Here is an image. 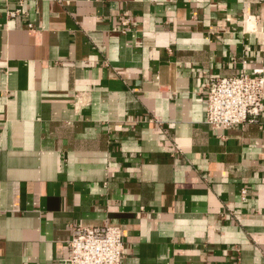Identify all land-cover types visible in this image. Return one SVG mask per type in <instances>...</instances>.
<instances>
[{
	"label": "crops",
	"instance_id": "crops-1",
	"mask_svg": "<svg viewBox=\"0 0 264 264\" xmlns=\"http://www.w3.org/2000/svg\"><path fill=\"white\" fill-rule=\"evenodd\" d=\"M256 69L264 0H0V264L106 223L126 264H264V111L205 121Z\"/></svg>",
	"mask_w": 264,
	"mask_h": 264
},
{
	"label": "built area",
	"instance_id": "built-area-1",
	"mask_svg": "<svg viewBox=\"0 0 264 264\" xmlns=\"http://www.w3.org/2000/svg\"><path fill=\"white\" fill-rule=\"evenodd\" d=\"M19 2L23 4V0ZM21 11L19 8L11 14ZM205 95V121L213 128L257 122L264 111L262 69L213 78ZM69 247V255L58 264H126L123 229L118 224L73 225Z\"/></svg>",
	"mask_w": 264,
	"mask_h": 264
}]
</instances>
